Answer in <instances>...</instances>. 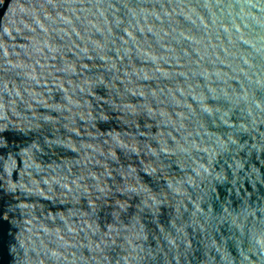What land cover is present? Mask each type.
<instances>
[{
	"label": "water",
	"instance_id": "obj_1",
	"mask_svg": "<svg viewBox=\"0 0 264 264\" xmlns=\"http://www.w3.org/2000/svg\"><path fill=\"white\" fill-rule=\"evenodd\" d=\"M0 264H264V0H0Z\"/></svg>",
	"mask_w": 264,
	"mask_h": 264
}]
</instances>
